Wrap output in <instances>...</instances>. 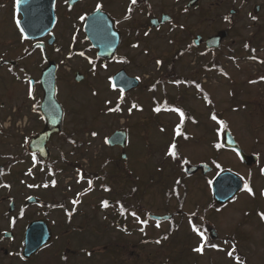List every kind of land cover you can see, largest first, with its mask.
Listing matches in <instances>:
<instances>
[{
    "label": "rangeland",
    "instance_id": "1",
    "mask_svg": "<svg viewBox=\"0 0 264 264\" xmlns=\"http://www.w3.org/2000/svg\"><path fill=\"white\" fill-rule=\"evenodd\" d=\"M14 1L0 0V6L4 7L0 16V58L9 57L13 53L11 46H13L15 18L10 8ZM210 2H214V0H206V4ZM206 4L204 3L201 11ZM199 11H197L194 23L197 31L208 27L211 18L216 14L212 12L204 23L199 14L201 11ZM221 12L219 13L222 14ZM242 12L246 13L245 10ZM238 30L237 34L234 33L231 38L237 40L239 47L248 42L255 33H257V38L261 39L255 57L250 59L249 56H246L245 59H237L231 63L228 61L227 52L223 51L215 55L220 58L222 64H226L224 66L225 73L233 87L229 84L228 79L221 75L200 72L197 66L199 57L195 63H193V57H184L176 64L177 68H175L176 71L172 77L202 80L203 89L209 93L211 105L196 97L194 90L185 89L182 85L176 87L166 84L162 89L163 92L159 90L153 98L152 103L155 102V104L161 103L162 97H166L172 103L175 102L190 112L198 124L189 121L184 123V119H181L176 108L167 109L166 112L154 117L157 108L155 105L151 108L152 103L144 99L150 97L147 96L149 95L146 86L148 81L151 78H156L158 74L160 75L155 68L156 64L162 62L164 65H170L174 59L175 48L172 44V36L165 35L163 41H150L147 53L142 56L133 54L129 58L133 63L127 67V71L130 75L143 79L140 80V89L143 92H138V89L128 94L135 103V107L131 114L123 112L124 116L121 118L113 114L107 115L105 112L110 111L115 103L124 99L121 97L120 91H116L111 84L112 74L120 67L119 62H111L104 67L99 66L98 69L92 70L96 58L90 55L83 57L79 62L72 63L73 70L84 74L85 79L80 84L73 81V73L68 71L58 73L56 98L65 109V134L68 139L69 136H72V140H79L80 143H91L85 156L73 157L70 161L76 163V166H80L82 171H93L100 173L101 176L113 178L96 181L92 189L90 185L82 183L81 175L78 172H64L65 174L58 176V189L55 192L37 191L34 193L43 202H49L51 199L54 202H61L64 198L76 200L77 195L80 194L83 196L82 203L75 207H78L77 210L80 212L84 211L86 217L83 223L78 219L74 220L73 229L64 231L63 216L53 210L49 222L55 234L54 241L49 248L44 249L35 258V264H58V256H67L68 252L74 255L69 260V264H264V229L258 225L259 219L244 220L243 224L241 222L244 209L248 211L255 209L253 208L255 205L247 198L249 193H253L255 198L258 197L257 209L261 214H264V200L260 197L263 187L260 169L264 167V12L259 15V22L245 23ZM205 59H210V56ZM137 65L144 66L141 70ZM67 66L70 67V65ZM143 70L146 72L144 73ZM15 74L11 71L7 72L6 69L0 70V130L3 131V124L12 127L14 131H21L23 128V124L21 128L9 125L6 120L8 116L11 117L12 122L26 117L28 124L23 130L24 137L12 133L13 136L5 139V143H0L1 161L8 160L6 156L21 155L22 146L25 144L23 140L42 128L38 115L33 110L34 104L42 99V92L36 83L33 88H30L28 82L16 83ZM169 74V72H165L162 77L165 78ZM23 76L24 74H22ZM37 77V74H31L32 79ZM173 80L172 78L171 81ZM127 99L129 98H126V101ZM209 116L224 119L228 130L232 132L243 150L253 152L259 159V163L248 171L237 163L231 153H226V155L223 153L218 157L219 166L222 168L235 170L243 179L247 176L250 178L248 187L251 192L247 189L242 191L237 196V201L222 214L213 215L211 219L216 224L221 236L232 233L238 235V247L234 241L224 243L221 248L216 247L220 250L228 249L227 253H217L212 249L188 242L189 229L184 219L175 221V224H180V226L178 232L171 234L168 223L147 222L144 225V215L140 213L141 209H148L151 211L150 213H157V215H163L166 212L162 205L166 199L164 190L170 191L172 187H175L177 184L175 179L178 176L177 169L180 168V166L173 165L174 161L183 159L193 163L198 158L208 156V142L214 139L211 137V130L217 129L218 126L215 120V123L210 122ZM178 127L185 128L196 141L190 138L195 144H184L180 151L182 157L174 160L170 156L169 150L171 152L175 149V142H191L183 135V132H180L181 135L178 133ZM119 129L129 130V142L126 151H124L127 157L126 161L128 160L127 165L115 162L105 167L104 164L110 158L119 161L120 151L109 148L105 143L108 136ZM90 133L94 134V139ZM174 138L184 139L177 141ZM0 140L2 139L0 138ZM9 144H16V150L8 147ZM51 145L50 156L54 160L59 161L61 155L68 158L71 154L70 143L62 142L60 138H53ZM168 157L170 158L168 159ZM82 160L85 161V164ZM25 161L24 165L15 167L16 174L38 178L36 186L40 187L39 182L42 183V181L39 178H43L42 176L48 168L41 169L42 172L38 168L30 169L29 158H25ZM124 166L128 168L130 176L138 177L139 181H136L135 184L138 190L144 193L142 201L137 207L138 211L134 212V218L129 216L126 222L115 218L108 225L107 221L113 210H100L97 222L93 223L92 213L88 209L92 208V204H97L98 200L96 201L94 198L118 200L121 194L134 186V184L128 183V179H125ZM158 169L161 174H158ZM159 179H161L160 182H155ZM151 180H153V184L151 183L147 187ZM182 182L184 187L177 191L178 193L188 192L185 210L191 213L195 205L206 203L208 190L205 187V181L200 179L194 178ZM103 184H107L111 188L109 193H103L102 186H105ZM173 199L168 203V212L173 211L175 207ZM21 200L23 201V199ZM131 203L136 205L135 200ZM35 207L31 206L25 216L33 218L40 211ZM68 209L73 210V207L69 204ZM196 211L198 214L201 213L199 210ZM241 224L242 226L239 228L238 225ZM93 226H96L97 234H94ZM1 228L5 229L6 225H1ZM78 230L84 232V235L78 233ZM111 243L113 245L110 246ZM197 248H200L201 251H196ZM2 257L3 251L0 252V258Z\"/></svg>",
    "mask_w": 264,
    "mask_h": 264
},
{
    "label": "flooded vegetation",
    "instance_id": "2",
    "mask_svg": "<svg viewBox=\"0 0 264 264\" xmlns=\"http://www.w3.org/2000/svg\"><path fill=\"white\" fill-rule=\"evenodd\" d=\"M204 3L206 4V0H136L135 3L132 0H15L11 3L10 8L15 18V32L12 38L13 46H11L13 53L9 57L0 58V70L6 69L7 72H14L16 73V83L28 82L30 84L34 82V87L35 83L39 86L41 73L49 63L55 65L57 75L62 71L74 74L79 71L71 68L72 63L79 62L83 57L91 55L96 58L92 70L98 69L99 66L104 67L111 62H119L120 67L118 70H124L129 78L143 80L141 77L136 78L130 75L127 67L133 63L129 59L133 54L142 56L147 53V46L150 41H163L165 35L172 36V44L175 48L174 57H177L178 60L180 58V61L184 57H193V63H195L200 55L204 57L210 56L211 59L214 55L223 51L227 52L229 56L232 51H239L237 40L232 39L231 36L234 33L237 34L238 28L245 23L259 22V15L264 12V0H214V2L207 3L203 7V11H201ZM97 5H100L99 9H97ZM3 8L0 6V16ZM244 10L245 14L242 12ZM197 11L200 12V17L204 23H206V19H209V15L212 12L217 15L215 14L211 18L208 27L197 31L194 25ZM90 18H93V21L89 24ZM86 29L96 39L106 40L108 47L116 45L113 59L110 61L98 59L99 48H96L88 40ZM218 34L223 36L222 39L215 42L220 44L219 48H208L205 42ZM196 38H200V42H197ZM204 62L208 63V60ZM67 65H70V67ZM143 66L137 65L138 69L141 70ZM176 66L175 64L170 67L175 70ZM197 66L200 72L211 71L213 68L212 65L206 63H201V65L199 63ZM143 71L144 73L146 72V70ZM32 73L37 74L38 77L32 79ZM22 74H24L23 77ZM84 79L83 74V81ZM187 79L185 78L186 81ZM182 113L183 118L186 120H193L191 113L184 108H182ZM226 126L228 127L227 124ZM224 130L225 126L211 130V137H214V139L208 142L207 148H209V152L206 158H198L193 163L188 161L185 166L177 169L178 176L175 179L177 184L174 188L172 187V190H167L172 194L175 192L174 196L167 195V191L164 190L166 199L163 201L164 204L162 203L166 211L163 215L170 217L166 222L172 232H178L180 226V224H175V221L184 219L189 229L187 241L203 248L212 249L217 253L228 252V249H216V247L221 248L226 242L234 241V244L238 247V235L232 233L221 236L216 224L211 220L212 216L222 214L237 201V196L242 192H238L233 199L224 205L215 204L212 197V189H210L212 181L224 171L236 173L235 170L219 166L218 157L223 153L225 155L226 153H231L237 163L248 171L259 163L258 159L250 167H245L236 151L224 147L222 142ZM178 131V133L183 132L185 137L196 141L192 135L188 134L185 128ZM9 136V133L0 130V138L2 139L0 143H5V138ZM234 139L243 150L238 140L235 137ZM192 143L194 142H186L187 145ZM8 147L16 150V144H9ZM244 153L255 155L253 152L244 151ZM11 157L13 161L0 160V252L3 251L0 264H35V258L49 246L38 251L32 258L24 260L22 252L24 249L25 228L31 222L44 220L47 221L51 232H53L52 225L49 222V218L52 217L50 215L53 214L52 211L55 210L54 212L59 213L63 216V220L66 221L68 215L65 214L64 204H62L63 212L58 207H53L52 199L49 202H43L38 195L34 194L37 191L52 193V188L44 184L49 179L39 178L42 183L39 182L41 186L37 187L38 178L16 174L15 167H20L26 162L19 163V161H16L19 155L15 154ZM189 164L194 166L207 165L209 169L206 173H204V169H200L189 176L185 173V168ZM175 165L179 166L178 164ZM261 170L262 168L260 169V174ZM194 178L205 181L208 199L205 204L195 205L194 209L191 210L192 212L189 213L185 210L188 192L178 193L177 190L184 187L183 180ZM160 180L155 182H160ZM243 181L245 185L249 186L250 178L248 176ZM263 188L264 180L262 191ZM260 197L264 200L263 193ZM172 198H174L175 207L173 211L168 212V203ZM247 198L249 202L255 205L253 207L255 209L253 211L243 210L242 224L245 221L258 218V225L264 229V218H262L260 210L257 209L258 197L255 198L253 193H249ZM30 200H33L34 203L28 205L27 202ZM94 200H98L97 204L94 203L93 207L88 209V211L92 213V222L96 223L97 215L100 212V203L99 199L94 198ZM125 200L129 203L132 201L129 195H126ZM55 203H60L61 205L62 201ZM121 203L123 202H116V207L119 208L122 205ZM31 206H36L35 208H39L40 211L33 218H28L25 214ZM196 210L201 211V213L198 214ZM77 219L82 223L85 220L83 216H77ZM242 224L238 225V227L240 228ZM1 225H6V228L2 229ZM95 229L96 226H93V232L97 234ZM231 250L234 249L231 248ZM90 253L93 254L92 252ZM70 259L63 258L65 264H69Z\"/></svg>",
    "mask_w": 264,
    "mask_h": 264
},
{
    "label": "water",
    "instance_id": "3",
    "mask_svg": "<svg viewBox=\"0 0 264 264\" xmlns=\"http://www.w3.org/2000/svg\"><path fill=\"white\" fill-rule=\"evenodd\" d=\"M93 21V18L89 19V24ZM88 29V27H87ZM86 29V30H87ZM88 37L91 43L98 47L99 54L98 57L109 60L112 59L115 53L116 45L112 47H108L106 45L107 41L104 39H96L91 35L89 30ZM223 36L218 34L217 37L211 38L206 41V46L211 48H218L219 43H215L216 40L222 39ZM197 42H200V38L197 39ZM55 74L56 68L54 64L50 63L49 66L42 72L40 77V88L43 91V99L40 104V112L41 115L46 120V124L43 130L36 135L31 141L28 143V150L30 152L38 153L39 156L44 160L47 161L50 155L48 150V144L50 143V137L52 134H59L62 132V121H63V110L60 104L56 101V86H55ZM83 79L81 74H77L75 77V81H81ZM113 83L116 88L121 90L124 93L135 89L138 86V83L135 79H129L126 73L121 70L118 71L116 75L113 77ZM126 135L124 132H117L113 134L108 139V145L110 146H120L122 150L125 148L126 145ZM223 142L225 147L229 149H233L238 152L240 155L239 157L242 159L243 163L247 166H251L257 158L255 156H247L242 152V150L235 144V141L231 134L228 131L224 132ZM124 157V156H123ZM199 169H204V173L209 169L204 165L199 167H187L186 173L191 175L198 171ZM262 176L264 178V169L262 170ZM243 188V181L240 177H237L234 173L231 172H223L217 176L212 182V194L213 199L217 205H223L230 201L234 195ZM264 193V189H263ZM153 217V216H151ZM156 220H166L170 217H153ZM25 236H24V251L23 257L30 258L37 250L41 247L45 246L51 240L50 231L47 228V225L43 221H37L31 223L26 228ZM213 233V232H212Z\"/></svg>",
    "mask_w": 264,
    "mask_h": 264
},
{
    "label": "trees",
    "instance_id": "4",
    "mask_svg": "<svg viewBox=\"0 0 264 264\" xmlns=\"http://www.w3.org/2000/svg\"><path fill=\"white\" fill-rule=\"evenodd\" d=\"M260 39L261 38H257V37L254 36L252 41H251V43H250V45H249V47L246 48V52H248L250 55H254V52L258 48V44H259ZM200 62H201V59H200ZM216 64H218V63H217L216 59H214L212 65H216ZM170 65H172V64H170ZM214 69L216 70L215 73L217 75H221V76L227 77L226 73L224 71H221V67H219V66L217 67L216 66ZM168 72L170 73L169 75L171 76L172 75V71L170 70ZM169 75H168L167 78L160 77V78H157V79H151L150 80L149 91L151 92V97L154 98L155 91L157 89H159V88L164 87L166 85V83H168L167 81L170 80V78H171ZM121 108H122L121 105L117 104V105H115L113 110L114 111L116 110L117 112H119L121 110ZM124 108H126V106ZM76 145L78 146L79 144H74V146H76ZM79 147H85V146H79ZM36 160H37V163H38L37 165L41 164L40 165L41 167H42V165L50 167L49 170H48V174H47L48 176H52L53 177L54 175H57L58 172H63V170L72 171V167H70V166H67L65 169H62V170L61 169L57 170V168L55 166H53V164L50 163V162L47 163V164H43L38 158H36ZM82 175H83V177H86V176L89 177L90 181L94 180L93 175H85V174H82Z\"/></svg>",
    "mask_w": 264,
    "mask_h": 264
},
{
    "label": "snow or ice",
    "instance_id": "5",
    "mask_svg": "<svg viewBox=\"0 0 264 264\" xmlns=\"http://www.w3.org/2000/svg\"><path fill=\"white\" fill-rule=\"evenodd\" d=\"M132 2L133 3H135L136 2V0H132ZM100 8V5H97V9H99ZM127 18V17H126ZM29 94H31V93H29ZM135 107V106H134ZM160 109H156V111H159ZM213 119H216V117L215 116H213ZM174 147V146H173ZM245 188L249 191V192H251V189L250 188H248V186L247 185H245ZM102 206H104V207H107L108 206V203L105 201V202H103L102 203ZM122 213H123V209H122ZM133 215H135L134 213H133ZM261 216H262V218H264V214H261ZM196 251H201V249L200 248H197V249H195ZM229 255H231V253H229Z\"/></svg>",
    "mask_w": 264,
    "mask_h": 264
}]
</instances>
